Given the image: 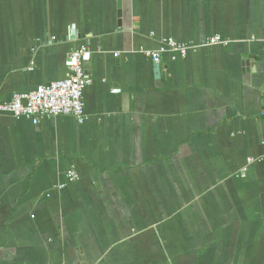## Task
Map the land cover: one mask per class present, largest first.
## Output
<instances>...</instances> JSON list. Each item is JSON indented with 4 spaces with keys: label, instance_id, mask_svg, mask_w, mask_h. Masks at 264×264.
Here are the masks:
<instances>
[{
    "label": "crops",
    "instance_id": "obj_1",
    "mask_svg": "<svg viewBox=\"0 0 264 264\" xmlns=\"http://www.w3.org/2000/svg\"><path fill=\"white\" fill-rule=\"evenodd\" d=\"M82 46L83 121L0 113V264H264V0H0V101Z\"/></svg>",
    "mask_w": 264,
    "mask_h": 264
},
{
    "label": "built area",
    "instance_id": "obj_2",
    "mask_svg": "<svg viewBox=\"0 0 264 264\" xmlns=\"http://www.w3.org/2000/svg\"><path fill=\"white\" fill-rule=\"evenodd\" d=\"M230 40L214 35L202 44H190L178 41L172 37L166 38L159 49L143 50L154 63H160L163 53L170 52L172 59L178 56L186 57L191 50L213 45H229ZM91 49L82 46L73 51L66 59L69 74L66 78L39 85L35 90L23 93H14L7 101H0V113H10L14 116L31 119L39 124L46 116H74L80 121L85 118L84 90L92 79L87 75L86 63L91 59ZM118 55V54H116ZM264 115V104L262 107ZM253 159H250V161ZM69 180L79 177L76 170L70 169L67 173Z\"/></svg>",
    "mask_w": 264,
    "mask_h": 264
},
{
    "label": "water",
    "instance_id": "obj_3",
    "mask_svg": "<svg viewBox=\"0 0 264 264\" xmlns=\"http://www.w3.org/2000/svg\"><path fill=\"white\" fill-rule=\"evenodd\" d=\"M120 13V12H119ZM121 16V13H120ZM156 73H157V77L159 78L161 76V64L160 63H156V69H155Z\"/></svg>",
    "mask_w": 264,
    "mask_h": 264
}]
</instances>
